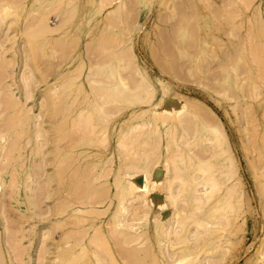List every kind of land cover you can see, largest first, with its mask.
I'll list each match as a JSON object with an SVG mask.
<instances>
[{
    "label": "rangeland",
    "instance_id": "rangeland-1",
    "mask_svg": "<svg viewBox=\"0 0 264 264\" xmlns=\"http://www.w3.org/2000/svg\"><path fill=\"white\" fill-rule=\"evenodd\" d=\"M114 1L115 0H0V17L2 18L6 15V17L3 18L4 20L1 26L0 46H2V42L3 45L5 43L7 44L0 48L3 50L7 49V51H5V56L8 55L6 57L4 56V59L7 62L9 60V65L12 64L10 68L12 66V69L16 71L14 72L11 69L6 73L4 70L8 75L7 79L10 80V83L6 82L9 80H5V83L9 84L8 90L11 91L10 87L18 88L16 84H13L18 74L17 80L22 78V76L28 78L29 76H27V74H30L31 69H34V72H31L32 75L34 76L36 73L39 75V81L37 84H34L35 86L37 85L35 89L37 91H35L36 94L34 99L32 97L30 100H27L28 103H26V100L24 101V104H27L26 107H32V113H34L32 115H37V113L42 114L41 111H44L43 114H45L48 110L53 113L51 105L54 107L56 102H54V99L51 100L49 95L45 97V95L42 94L41 96V93H45V88L51 90L50 87H54L55 85L59 86L58 90L63 88L61 91H57L58 93H55L56 95L54 94L55 101L60 97L58 103H61H56V107H60V111L56 110L59 109V107H55L56 111L63 113L62 111L65 112L70 109L69 104L72 103L71 109H73L74 115H72L71 112V117L67 116L70 120L81 114L83 108H87V110L84 111L86 116L87 112L90 113L93 111V113L91 112L92 114H89L92 115L90 116L91 118L88 115L90 118L89 120H92L89 124L92 133L83 130L85 129L82 128L85 121L84 118L82 119L84 120L82 122L83 124H79L81 120H79L77 124H73L77 128L75 126V128L70 127L73 122L69 119L67 120L65 116H62L64 113L61 115L58 112V116H55V114L53 116L48 112L47 114H49V117L45 114V120H43V122L46 121L45 123L47 125L42 123V126H44L43 129L48 128L47 130L51 131L50 133L46 130L45 133H49L48 135L54 139L57 137V139H59L60 134L58 131L60 132V130L63 129L62 127L65 125L64 122H66V120L69 121L68 125L66 124L64 128L68 129L69 126L71 131L74 132H71V134L65 136V138L64 135H62L63 139L61 138V143L59 142L60 145L63 146L70 141L74 144V150L78 152V154L80 152L79 160L76 157L78 160L76 162L78 164L81 163L84 158L85 160L83 162H96L97 165L100 162V165L104 163L102 164L104 166H101L102 168L106 167V169L103 170L104 173L106 172V176L105 174V177L103 174H99V178L100 176L102 177V179H99L101 182L98 179H93L91 183H85L84 178L81 179V182L85 184L80 183L82 184L80 186H86V188L87 184H92L94 181L95 184L99 182L97 185L93 183L92 186H95V188H99L98 186H100L101 183V186H103V182H106V185L103 187L100 186V193L96 194L97 192H95L97 196L101 194V196H98V199L96 198L97 196L95 197L97 200L92 197L94 193L88 196L89 200L91 198L94 203L96 202V205L87 202L86 200L88 198H86L84 203L85 205L89 204V207L85 205L82 206L86 209L93 208L95 211L101 209L100 211L102 214L96 213L97 216L96 214L88 213L92 216L90 217L86 213H80L81 216H89H85V218H87V223L84 221L82 222V224L84 223L83 225L80 223L81 226H83L82 228L86 231L88 230V234L91 237L94 231L97 230L96 227H99L100 224L105 230H110V227L107 225L111 226V221H113V219H115L114 221H123L130 218V221L127 220L126 222L132 223L131 221L137 217L132 224L136 223L138 230L139 225H144L143 228L139 230L144 233L140 236L141 239H139L138 243L133 242L127 245L124 244V247H122L121 244L122 248H120V251L122 255L119 253V246L117 245L120 237H118V239L115 234L111 233L112 236L114 235L116 236L115 238L118 239L116 242L110 232H107L109 233L107 234L108 237L106 234L104 235L105 238L103 236L104 239L107 238V243L111 244L114 250L116 249L117 252L115 255L120 254L118 260L119 264H128V258H131L128 254L131 256V248L138 246L137 244H139L137 249L139 252L138 255L141 253L143 257L140 255L138 257V255H136L139 261L136 260L137 257H135L136 262L134 264H138L137 262L143 264L141 261H144V259L146 261L145 264H264V255H261L264 249V77L262 76L264 74V68L259 67L260 63L257 62V64H255L252 61L253 57H251L252 54L250 53L251 51H249L250 46H253V44L256 46L257 44L260 45V43H263L264 45V34H262L264 33V0H125L126 4L123 0L126 7L123 4L124 7H118L115 3L116 1ZM248 1L249 3H247ZM224 7L226 9H224ZM118 8H121V11L118 10ZM222 9L223 11H221ZM113 10H117L118 12ZM111 11L115 13L114 15L112 14L113 16L109 13ZM60 13L64 14L62 15L64 16V22H62L63 24L61 25L63 29L59 28L60 31L56 29L54 32L49 33L45 31L40 32V29L35 27L37 24V26L40 25L39 20L41 21L40 17H44L43 15H45V17L49 15L50 18H48V16L46 17L47 22L48 19H51V21L55 23L58 19L56 15L59 14L60 16ZM105 15L106 17L111 16L107 18L108 21L107 19L105 21ZM65 17L68 19L66 20ZM60 19L63 20L62 18ZM51 21L49 20V23L52 24ZM58 22H60V20ZM10 36L12 38H10ZM168 39L171 41L169 42ZM103 40L104 43L102 42ZM165 40H167V42ZM169 48L170 50L168 51ZM117 56H120V58ZM223 56L229 57L226 59L225 57L223 58ZM175 58H178L177 61ZM117 59L119 60L117 61ZM229 59L231 61H229ZM22 60L24 61L23 65ZM26 62L27 65L25 64ZM175 63L177 65H175ZM24 65L31 68L27 69L28 71L26 74L25 69L27 67L25 68ZM19 67L22 68V71ZM10 68L8 66V69ZM35 71L37 72L35 73ZM10 72L14 73L10 75ZM20 72H24V75L21 73V76ZM91 73H95V75L91 76ZM14 74L16 76L15 80L12 78ZM117 75L121 76L122 82L115 78ZM10 76L11 78H9ZM33 76H31V80L29 81H32V78L34 79L36 75ZM68 77L71 78L66 82ZM90 77L96 83L91 82L92 80ZM94 77L95 79H93ZM48 79L49 81L47 82ZM19 81L17 82L21 84L22 80ZM33 81L36 82V80ZM102 81H104L105 84L102 83ZM52 83L54 86H52ZM34 85L31 88L32 90L35 88ZM63 86H65V88ZM13 88V94L10 92L11 95H14V92H16V96L20 97V89L14 90ZM48 90H46V93H48ZM50 93H52V91ZM96 93L99 97H97ZM65 94H67L66 96L69 94L71 100L69 97H64ZM104 94L111 97L110 104L100 102ZM51 95L52 94H50V96ZM3 96H5V94ZM3 96L1 98H3ZM86 97L89 100L86 99ZM181 97L182 99H180ZM64 99H68V105L65 103L67 100ZM149 99L150 101L152 100L153 105L150 103ZM189 99L190 102L193 100V102H197V104L199 101L201 103L199 105H202L204 110L201 108V113L198 112L199 110L189 111L190 113L185 112V114L183 112V115L182 111L184 106L190 103L187 102ZM84 100L85 102L88 100L86 104L83 103ZM41 101H46L42 103L46 108L40 111V109H43L41 107L43 106L41 105ZM50 101H53L54 104L48 105ZM140 101H142L143 104ZM135 102L137 104H135ZM145 102L149 104H145ZM102 104L103 106L106 105V107H101ZM81 105L84 107L80 108L82 107ZM137 105L139 107H137ZM141 107H150L151 111L141 114L136 120L130 122V118L133 117L131 115H133L135 109ZM30 108L28 109L31 110ZM61 109L63 110L61 111ZM169 109L171 110L168 111ZM185 110L187 109H184V111ZM179 111L181 112L179 113ZM170 113L171 115L167 116V114ZM50 114L52 116H50ZM82 114L81 118L84 116V113ZM180 116L182 117L180 118ZM48 118L52 120L51 122H53V120H57L56 122L60 124L62 122L63 125L60 126L61 129L53 132L52 130H54L57 125L59 128V124L51 125V122H49L50 119ZM178 118L180 119L179 121ZM181 119L185 121L181 122ZM207 119H209L208 121L210 124H214L215 126H213L218 131L219 129L222 130L223 133L217 131L218 134L215 136L217 132H211L212 130L210 131L208 129L207 123L205 122ZM202 121L206 123H204V126H202ZM214 122H216L218 126L220 125V128L217 127ZM192 125H194V127ZM60 133L63 132L61 131ZM188 137L191 138L189 139ZM12 141H14V139ZM77 143L79 145H77ZM29 146L30 145H28V148ZM54 146L56 145L54 142H51V140L48 142L47 146L44 145L43 150L47 151V159L48 157L50 158V156L52 158L53 150L51 149H53ZM85 152L87 153L86 156ZM179 156L181 158H178ZM201 159L205 161L203 162ZM0 160L2 162L3 156ZM166 160L168 162H166ZM169 160H172V163ZM200 160L202 163H199ZM47 161L48 165L46 164V169L43 167L44 171L42 170L40 173L42 174L45 172L46 174L47 171L49 174L51 173V175H54L52 169L55 168V166L53 167V162L51 163L50 160ZM230 163H232V165ZM200 164H205L203 167L206 169H201ZM100 165L96 167V170H98H95L97 173H95L96 176L99 172H102V170H100ZM168 168H170V170ZM53 170L56 171V169ZM203 170L206 174H204ZM45 174H42L43 177ZM129 174L133 175L130 176ZM121 175L124 178L130 176L127 179L135 178L134 181L138 184H146L147 182L148 188L146 194L149 193L147 196H149L148 198L151 199V202L139 203V198L137 200H132L133 197H130V195H123L121 198L118 195L119 188L117 187L119 186L121 188L122 183L116 184L117 181L115 180L117 176L119 177ZM78 176L79 175L75 176V178H78ZM196 177H198L197 179L203 178H201L202 180L199 179L200 183L196 186L199 189L204 185L202 181L204 182L206 177H211L213 179V181H208L206 183L207 185H211L212 183L216 184V187L214 186L212 188V200L210 199V202L206 203L203 208L198 204L191 205L189 201L185 200V194L188 192V185H190L192 180L196 179ZM52 178L54 179L55 177ZM55 181L56 180H52L54 184L51 182L52 187L49 186L52 188L51 190L58 185L56 183L57 181ZM76 181L78 182L77 179ZM235 182L239 185H236L237 188L235 187ZM170 184L173 188H171L172 186ZM232 184H234V186ZM231 185L236 188V191L232 190L233 187L232 189L229 188ZM45 187L43 194L45 193L46 195V191L48 193L50 189H48V185ZM82 187L80 189L81 191L77 192L80 195L82 194L80 197L85 195L82 191L86 192V188L83 187V189ZM91 187L89 190H92ZM88 188L86 190H88ZM182 188H184V190ZM180 192L181 194H179ZM77 193L75 192V194ZM143 193H145V191ZM115 194L118 195V197ZM77 195L74 196L76 200L78 199V197L75 198ZM50 196H47V200H45V196H42L45 201L42 200L41 195L39 197L41 199H39L40 204L38 205L41 210L38 211H43L44 213H42V216L38 214L34 216H38L40 220L36 219L37 217L33 218V216L26 219L25 213L19 214L22 210L18 211L15 209L18 208L17 205L14 204L12 206L11 204L9 207L7 203H5L3 207L6 208L8 206L9 209L12 208L8 213V215H10V213L12 214V217L9 216L10 218L8 219L11 228L13 224H21L23 221L21 226L23 227L22 229L26 228V230L24 229L26 232L23 231L25 233H30L32 228L36 226L41 228L43 225H49L51 227L55 224L53 222H55V218L58 217L51 216L53 215L52 211L51 213L48 211L54 210L56 203H58V198L61 199V195L57 197L56 194L52 197ZM121 200L124 203L120 202ZM129 200L132 202L130 203ZM213 201L216 202V206L213 207L215 210H210L208 214L204 213L206 207ZM110 202L113 203L111 206H109ZM77 204L79 203H76L73 207L82 205ZM123 204H125L124 207H126V210L123 208ZM105 208L108 209L106 210ZM30 209L31 208L28 207V210ZM177 210L182 213L180 214L178 212L182 215L181 217H179V215L175 217L177 214L174 215V213H176ZM133 213H135V217L131 216ZM22 214H24V216ZM43 214L45 215L43 216ZM190 214L191 216H189ZM95 215L97 217H95ZM192 216L193 218H191ZM43 217H48L49 219H44ZM185 217L187 219L190 217L194 221L196 218L201 217L202 220L205 221L206 230L205 226H202L204 222L197 225V222L189 220L188 230L186 231L187 235H185V237H178L180 239V241H178V238L174 235L168 234V229L175 228L178 223H176V221L179 218V224L183 223L181 218H183L184 222L187 221ZM137 219L139 220L137 221ZM102 220H104L103 223ZM107 220L109 221L107 222ZM158 220L161 221V224L156 228V221ZM109 222L110 224H108ZM171 222L176 223V225L171 224ZM206 222L209 224H206ZM194 223H196V225H194ZM123 225L120 226L121 229H124ZM182 225H179L180 228L184 226ZM17 226H14L13 230H15ZM53 228L56 229L55 226ZM58 231V236L56 233L53 234L52 237L54 239L50 236L46 238L47 242L51 244L50 247H53L50 248L52 251H49L51 254L49 253L48 255L47 252L46 255L41 256L42 260H44L45 256L47 257V260H44V264H51V261L52 264H54V260L59 258L56 255L57 253L53 251L55 244H52L60 238L59 235L62 230L59 229ZM204 231L205 233H203ZM180 232L181 234L184 233L183 230ZM198 232L201 234L196 238L195 235ZM0 233H3L5 236L4 222L0 225ZM192 233H194L193 236ZM89 235L87 237H89ZM37 236V239H34V241H29V239L31 240L29 236V239L27 237L23 238L22 243L24 245L21 244L22 247L32 246L30 255L33 257L31 259L29 255H27L28 251H26V254L24 253L25 256L23 255L25 264H28L29 260L32 261H30L29 264H38L41 260L39 258L40 255H42L41 251L40 255L38 254L42 244L40 240H38L39 236ZM120 236L123 237L122 235ZM190 236H192L193 239ZM122 239H124V237ZM104 243L106 244V241ZM172 244L173 246H171ZM94 246L93 249L99 252L97 254V256H99H95L92 251V253H88L87 257H82V262L80 261L79 264H106L107 261H111H109V255H106L107 252L102 249L104 246L106 248V245L102 246L101 250L100 248L95 249L97 246ZM90 248H92V246H90ZM258 248L261 250L258 251ZM128 250L130 253H128ZM147 252L150 253L148 254ZM187 252L191 254L185 256ZM256 252H259V254ZM102 253H105L104 256ZM146 253L150 255V257H147ZM144 254H146L147 259ZM34 257L38 258L36 259L37 262L34 261ZM141 257L143 258L142 260L140 259ZM42 260L41 262H43ZM59 260L62 261V259ZM77 260L78 258L75 261L72 259L70 264H78ZM13 262V264H18L16 263L18 260H14ZM41 262L39 264H43ZM108 262L107 264H109Z\"/></svg>",
    "mask_w": 264,
    "mask_h": 264
},
{
    "label": "bare ground",
    "instance_id": "bare-ground-1",
    "mask_svg": "<svg viewBox=\"0 0 264 264\" xmlns=\"http://www.w3.org/2000/svg\"><path fill=\"white\" fill-rule=\"evenodd\" d=\"M13 1V0H12ZM116 1V2H115ZM114 2L117 4V6L118 7H124L125 5H124V3H123V0H115ZM121 1V2H120ZM124 2H125V0H124ZM202 2V1H201ZM10 3V2H9ZM38 3H39V1H38ZM112 3H113V1H112ZM178 3H180V2H178ZM247 3H249V1L247 2ZM124 6H123V5ZM125 4H126V2H125ZM177 4V3H176ZM235 4V3H234ZM110 5V4H109ZM174 5V4H173ZM193 5V4H192ZM223 5V4H222ZM180 6H181V4H180ZM1 7V6H0ZM5 7V6H4ZM126 7V6H125ZM223 7V6H222ZM60 8V7H59ZM121 8H118V10H120ZM178 9V8H177ZM181 9H183V8H181ZM224 9H226L225 7H224ZM228 9V8H227ZM179 10H180V8H179ZM231 10V9H230ZM4 11V10H3ZM2 11V12H3ZM102 11V10H101ZM113 11H117V10H113ZM113 11H111V12H109V13H111L110 15L111 16H113L115 13L113 12ZM121 11V10H120ZM119 11V12H120ZM187 11V10H186ZM221 11H223V9L221 10ZM51 12V11H50ZM118 12V11H117ZM1 13V12H0ZM4 13V12H3ZM53 13V12H52ZM183 13V12H182ZM181 13V14H182ZM45 14H47V13H45ZM113 14V15H112ZM231 14H233V13H231ZM4 15V14H3ZM62 15H64L63 13L61 14L60 13V16H59V14L58 15H56V17H58V19H57V21L55 22V23H53V21H51V19H48V22L46 21L47 19H46V17L48 16V18H50L49 17V15H47L46 17H45V15H43L44 17H40V19H41V21L39 20V22H40V25L39 26H35V27H37L38 29H40V32H42V31H45V32H54L56 29L58 30V31H60L59 30V28H62V22H64V16H62ZM66 15V14H65ZM68 15V14H67ZM109 15V14H108ZM196 15V14H195ZM228 15H229V13H228ZM2 16V15H1ZM42 16V15H41ZM69 16V15H68ZM111 16H109V17H111ZM232 16H234V15H232ZM6 17V15H4V17H0V35H1V32H2V23H3V18H5ZM11 17H12V15H11ZM52 17V16H51ZM109 17H106V15H105V21H106V19L107 18H109ZM186 17V16H185ZM196 17V16H195ZM17 18V17H16ZM60 18H62L63 20H61ZM66 18V17H65ZM229 18V17H228ZM232 18V17H231ZM68 18H66V20H67ZM186 19V18H185ZM197 19V18H196ZM49 20L52 22V24L51 23H49ZM60 20V22H58ZM37 21V20H36ZM107 21H108V19H107ZM67 22V21H66ZM6 23V22H5ZM4 23V24H5ZM14 23V22H13ZM12 23V24H13ZM7 24V23H6ZM11 24V25H12ZM34 24V23H33ZM68 24V23H67ZM259 24V23H258ZM9 25V24H8ZM7 25V26H8ZM35 25V24H34ZM6 26V25H5ZM65 26V25H64ZM10 27V26H9ZM39 27H41V28H39ZM66 27V26H65ZM10 28H12V27H10ZM9 28V29H10ZM63 29V28H62ZM61 29V30H62ZM177 29V28H176ZM191 30V29H190ZM4 31V30H3ZM9 31V30H8ZM36 31H39V30H36ZM171 31V30H170ZM196 31V30H195ZM39 32V33H40ZM163 32V31H162ZM172 32V31H171ZM174 32V31H173ZM6 33V32H5ZM44 33V32H43ZM56 33V32H55ZM59 33V32H58ZM7 34H8V32H7ZM42 34V33H41ZM168 34V33H167ZM262 34H264V33H262ZM3 35V34H2ZM6 35V34H5ZM18 35V34H17ZM30 35V34H29ZM33 35V34H32ZM163 35V34H162ZM175 35V34H174ZM36 36H38V35H36ZM166 36V35H165ZM172 36V35H171ZM176 36V35H175ZM178 36V35H177ZM258 36H260V35H258ZM3 37V36H2ZM168 37H169V35H168ZM9 38V37H8ZM10 38H12L11 36H10ZM53 38V37H52ZM61 38V37H60ZM171 38V37H170ZM193 38V37H192ZM195 38V37H194ZM260 38V37H259ZM263 38H264V35H263ZM262 38V39H263ZM4 39V38H3ZM6 39H7V37H6ZM173 39V38H172ZM5 40V39H4ZM58 40V39H57ZM169 40V42L171 41L170 39H168ZM255 40H257V39H255ZM254 40V41H255ZM166 42H167V40H165ZM260 41V40H259ZM1 42V41H0ZM28 42V41H27ZM57 42V41H56ZM58 42H59V40H58ZM60 42H62V41H60ZM103 43H104V40L102 41ZM105 42H106V40H105ZM261 42V41H260ZM264 42V41H263ZM103 43H101V44H103ZM158 43V42H157ZM165 43V42H164ZM252 43H254V42H252ZM251 43V44H252ZM257 43H258V41H257ZM6 44V43H5ZM4 44V45H5ZM60 44V43H59ZM61 44H63V43H61ZM169 44V43H168ZM171 44V43H170ZM176 44V43H175ZM198 44V43H197ZM196 44V45H197ZM250 44V45H251ZM1 45L2 46H4L3 45V42L1 43ZM7 45V44H6ZM30 45V44H29ZM189 45H190V43H189ZM258 45V44H257ZM255 46L254 44H253V46H250V49H249V51H251L250 53L252 54V56L251 57H253V62L255 63V64H257V62L258 63H260L259 65V67H263L264 68V45H263V43L261 44L260 43V45H258V46ZM2 46H0V47H2ZM58 46V45H57ZM115 46V45H114ZM122 46V45H121ZM166 46V45H165ZM192 46V45H191ZM194 46V45H193ZM198 46V45H197ZM244 46V45H243ZM242 46V47H243ZM120 47V46H119ZM114 48V47H113ZM164 48H166V47H164ZM2 48H0V50H1ZM110 49H112V48H110ZM9 50V49H8ZM10 50H11V47H10ZM170 50V48L168 49V51ZM5 51H7V49L5 50H1L0 51V158L3 156V160H2V162H1V160H0V222H1V224L0 225H2V223L4 222V229H5V236L3 235V233L1 234L0 233V264H13L14 262V260L15 261H17L18 260V262H16V263H18V264H25V261L23 260V257L25 256V254H26V251H28L27 252V255H29V257L32 259L33 257H31V253H30V251H31V247L29 246V247H27V246H23L22 247V245H24L22 242H23V238L24 237H27L28 238V236L31 238V240L29 239V241H34V239H37L36 238V236L38 237V240H40V243L42 244L40 247H41V250H39V254L38 255H40V251H41V253H42V255H40V259L42 260V257L41 256H44V255H46L47 254V252H48V255H49V251H52V249H50L51 247H53V246H51L50 247V243H48L47 242V240H46V238L48 237V236H50V237H52L53 236V234H57L59 231V229L60 230H62L61 232H60V235H59V240H57L56 242L54 241L52 244L54 245V248H53V251L54 252H56L57 254V257H59L58 259L56 258V260L58 261L59 259H62V261H58V263H57V261L56 260H54V258H53V260H54V264H70L71 263V260L73 259L74 261L78 258V260H77V263L79 264L80 263V261L83 259L82 257H87V255H88V253H92V251H93V253H94V255L95 256H97V254L99 253V252H97V250H94L93 249V246L95 245V246H97V247H95V249L96 248H100V250H101V247L102 246H104V245H106L107 247L105 248V246H104V248H102V249H104V251H106L107 252V256L109 255V257H110V259H109V261L110 262H108L109 264L110 263H114V264H119V262H118V260H119V257H120V254L122 255V253H121V251H120V248H122V247H124L123 245L124 244H131V243H133V242H137L138 243V241H139V239H141L140 238V236L144 233H142V231H139L140 230V228H143V226L144 225H139V230H138V227H136L137 225H136V223H134V224H132L133 222H135V219L137 218V217H135L134 216V214L135 213H133V215H131L132 217H135L131 222L132 223H128V222H126L127 220L128 221H130L129 219L130 218H127V220H123V221H114L115 219H113V221H111V226L110 225H107V224H105V225H107V226H109L110 227V230L109 229H107V230H105L104 228H103V226H101V224L99 225V227H96V229L97 230H95L94 231V234L90 237V235L88 234L89 232H88V230L86 231L84 228H82L83 226H81V224H82V222L84 221V222H86L87 223V221H86V219L87 218H85V216L86 215H83V216H81L80 215V213L82 214V213H86V214H96V213H101V209L99 210V209H97L96 211H98V212H96L93 208L92 209H86L85 207H82L83 205H85V203H84V201L86 200V198H88L86 201L87 202H90L91 204L93 203V204H95L94 203V201L90 198V200H89V197L88 196H90V194L92 195V193H94L93 194V198L94 199H98V196L100 195L101 196V194H99L98 196L97 195H95V192H97L96 194H98V193H100L99 191H100V186L102 185V183L100 184V186H98L99 188H95V186H92L93 185V183L95 182H93L92 184H87V188H88V190L90 189V187L92 188V190H86L87 188H86V186H83L84 188H86L85 189V191L86 192H83L82 191V193L83 194H85V195H83V197H80V196H82V194L80 195L79 193H77L78 191L80 192L81 190V187L82 186H80V185H82V184H85L86 182H88V183H91V180H93V179H102V177L100 176V178H99V174L101 173V174H103V176H104V174L106 173H104L103 172V170L104 169H106V167L105 168H102L101 166H104V165H102V164H104V163H102L101 165L98 163V165H100V170H102V172H99L98 173V175L96 176L95 175V170H96V167L98 166L97 164H96V162H90V163H87V162H83L85 159L83 158L82 159V162L81 163H77L76 161H78L79 160V155H80V152H79V154H78V152H76L74 149H75V146H74V144L70 141V142H68V144H65V145H63V146H61L60 145V141L63 139L62 137V135H64V138H65V136H69L70 134H71V128L70 127H74L75 125H73L74 123H76L77 124V122H79V120H81V122H79V124L81 123V124H83L82 122L84 121V120H82L83 118L85 119V121H84V124H83V126H82V128H85V129H83L84 131H88V133H92V131H91V127H90V123L92 122V120H89L91 117L90 116H92V115H89L91 112L93 113V111H89L90 113H88L87 112V116L85 115V110H87V108L86 109H84L83 107L85 106V104H86V102L89 100L87 97H86V99H88L86 102H85V100H84V102L83 103H85L84 104V106H82V107H80V108H83V111L81 110V112L82 113H84V116L81 118V116L83 115L82 113L81 114H79V112H78V110H77V112H78V116H75L74 117V119H72V120H70L69 118H67V116H70L71 114V112H72V115H74L73 114V109H71V106H72V103L71 104H69L70 105V109H68V110H66L65 112L64 111H62L63 109H61V111L64 113H60L59 111H60V107H59V109H56V108H58V107H56L57 106V104H61V103H58V101H60V100H58L57 99V97H56V101H55V97H54V94L55 93H58L59 91H61V89H63V88H61V89H59L58 90V88H59V86L58 85H53V83H52V86H54V87H50L51 88V90L49 89V88H45L46 90H48V93H46L47 91L46 90H44L45 91V93H41V96H42V94H44L45 95V97H46V95L48 96L49 95V97H50V99L52 100V99H54V102H56L55 104L53 103V101H50V102H48V105L49 104H54V107H52V105H51V108H53V113H51L50 112V110H48L47 111V113L48 112H50L53 116H54V114H55V116H58L59 115V113L62 115V116H65L66 118H67V120L69 119L70 121H72L73 123H72V126H68V129L66 128H64V126L66 127V124L68 125V122L69 121H67L66 120V122H64L65 123V125H63L62 124V122H61V124L58 122H56V121H54L53 120V122H51L52 120L50 119V118H48V119H50L49 120V122H51V125H57V124H59V128H58V125L56 126V128L54 127V126H51V127H53V128H55L54 130H52L53 132H56L57 130H59V129H61V127L60 126H62L63 125V129H61L60 130V132L62 131L63 133H60L59 131H58V133L60 134L59 135V139H54L53 137H51V136H49L48 134H47V132L45 133V131L48 129V128H44L43 129V127L44 126H42L43 124L42 123H45V122H43V120H45L44 119V117L46 116V115H48V117H49V114H47V113H45V114H43L44 113V111H41V110H44L46 107H44L45 105L44 104H42L43 102H46V101H41V105H43V106H41V105H39V106H41L43 109H40V111L42 112V114H38L37 113V115L35 114V115H32V114H34V113H32L33 112V109H31L30 108V106H28V107H26V103H28L27 102V100H30L32 97H33V99H34V96H35V91H37V90H35L36 89V86L34 85L35 83L37 84V82L39 81L38 79H39V75H37V71H35V73L36 74H34V76L36 77V79H35V77L32 75V73L31 72H34V69H31V68H29V66L27 67V66H25V74L27 73V69L29 68V69H31L29 72H30V74H31V76H33L34 77V79L32 78V81H29V80H31V76H30V74L28 73L27 74V76H29L28 78H30V79H28L27 77H23L22 76V74L24 73V72H20V74H21V76H22V78H20L19 80H22V82H21V84L19 83L20 81L19 80H17L18 79V76H19V74H18V76H17V78H16V76H15V74L14 75H12V78L15 80V78H16V81H14V83L13 84H16V85H13V86H16V87H18V88H13V87H10L11 88V91L10 90H8V87H9V84L8 83H10V80L9 79H7L8 78V75L6 74L7 73V71L9 72V70H11L12 69V66H11V68H10V65H12V64H10L9 65V60H8V62L4 59V56H5ZM26 51V50H25ZM242 51V50H241ZM93 52H94V50H93ZM154 52V51H153ZM155 53V52H154ZM159 53V52H158ZM184 53V52H183ZM241 53V52H240ZM113 54V53H112ZM233 54V53H232ZM8 55V54H7ZM6 55V56H7ZM40 55V54H39ZM231 55V54H230ZM5 56V57H6ZM185 56H186V54H185ZM249 56V55H248ZM25 57V56H24ZM118 57V56H117ZM157 57V56H156ZM174 57V56H173ZM228 58L227 56H223V58ZM231 57V56H230ZM67 58V57H66ZM108 58V57H107ZM106 58V59H107ZM110 58V57H109ZM118 58H120V56L118 57ZM176 59V58H175ZM178 59V58H177ZM177 59H176V61H177ZM252 59V58H251ZM16 60V59H15ZM119 59H117V61H118ZM255 60V61H254ZM7 63H6V62ZM228 61V60H227ZM229 61H231L230 59H229ZM221 62H222V60H221ZM15 63H17V62H15ZM23 63H24V61L22 60V65H23ZM26 65H27V62L25 63ZM21 65V66H22ZM28 65H29V63H28ZM56 65H57V63H56ZM175 65H177L176 63H175ZM5 66V67H4ZM8 66H9V68L10 69H8ZM20 66V67H21ZM31 66V65H30ZM179 66H180V64H179ZM222 66V65H221ZM19 67V68H20ZM60 67V66H59ZM1 68H2V70H1ZM4 68V69H3ZM50 68V67H49ZM245 68V67H244ZM263 68H261V69H263ZM6 69H8V70H6ZM21 69V71H22V68H20ZM82 69H83V67H82ZM4 70L6 71V73L4 72ZM13 70V69H12ZM24 70V69H23ZM181 70V69H180ZM236 70V69H235ZM243 70V69H242ZM14 71V70H13ZM39 71H40V69H39ZM48 71V70H47ZM264 71V70H263ZM14 72H16V71H14ZM14 72H10L9 74L11 75L12 73H14ZM41 72V71H40ZM42 73V72H41ZM96 73V72H95ZM95 73L94 74H92L91 73V76H93V75H95ZM63 74V73H62ZM88 74H90V73H88ZM113 74V73H112ZM7 75V76H6ZM24 75V74H23ZM44 75V74H43ZM96 75H97V73H96ZM103 75V74H102ZM15 76V77H14ZM263 77H264V74L262 75ZM43 77V76H42ZM59 77V76H58ZM88 77V76H87ZM127 77V76H126ZM9 78H11V76L9 77ZM45 78V77H44ZM56 78V77H55ZM69 78H71V77H68V80L66 79V82L67 81H69ZM115 78L116 79H118V80H120L121 82H122V79H121V76H119V75H117V76H115ZM9 80V81H6V82H8V83H5V80ZM73 79V78H72ZM72 79H70V80H72ZM90 79H91V77H90ZM93 79H95V77L93 78ZM109 79V78H108ZM12 80V79H11ZM33 80H36V82H34ZM92 80V79H91ZM97 80V79H96ZM101 80H103V79H101ZM17 81H19V82H17ZM45 81V80H44ZM49 81V79L47 80V82ZM58 81H59V79H58ZM73 81V80H72ZM89 81V80H88ZM13 82V81H12ZM16 82V83H15ZM65 82V81H64ZM91 82H94V83H96L94 80H92ZM106 82V81H105ZM71 83V82H70ZM73 83V82H72ZM90 83V82H89ZM98 83V82H97ZM102 83H104V81H102ZM120 83V82H119ZM35 86V88H34V90H32L31 88H32V86L33 85ZM56 84V83H55ZM59 84V83H58ZM64 84H67V83H64ZM92 84V83H91ZM99 84V83H98ZM105 84V83H104ZM112 84V83H111ZM21 85H23V86H21ZM96 85V84H95ZM118 85V84H117ZM10 86H12V85H10ZM47 86V85H46ZM49 86V85H48ZM71 86V85H70ZM64 88H65V86H63ZM9 88V89H10ZM12 88L15 90V89H17V90H19L20 89V97L18 96H16V92H14V95H11V93H12ZM94 88V87H93ZM117 88V87H116ZM137 88V87H136ZM100 89V88H99ZM70 90V89H69ZM95 90V89H94ZM116 90V89H115ZM43 91V92H44ZM52 91V93H50ZM58 91V92H57ZM65 91H67V90H65ZM11 92V93H10ZM69 92V91H68ZM118 92V91H117ZM134 92V91H133ZM231 92V91H230ZM62 93H63V91H62ZM61 93V94H62ZM66 93V92H65ZM105 93H107V92H105ZM232 93V92H231ZM5 94V96H3V95ZM10 94V95H9ZM13 94V93H12ZM50 94H52L51 96H50ZM64 94V93H63ZM71 94V93H70ZM122 94V93H121ZM56 95V94H55ZM67 94H65L64 95V97L66 96ZM96 95H97V93H96ZM95 95V96H96ZM134 95V94H133ZM3 96V98H1ZM54 98H53V97ZM63 96V95H62ZM44 97V96H43ZM52 97V98H51ZM66 97H69V99H70V96H69V94H68V96H66ZM97 97H99V95H97ZM96 97V98H97ZM110 96H106L105 94L104 95H102V99H101V101L100 102H103V103H111V97L109 98ZM119 97V96H118ZM134 97V96H133ZM20 98V99H19ZM63 98V97H62ZM61 98V99H62ZM49 99V100H50ZM113 99V98H112ZM153 99V98H152ZM180 99H182V97L180 98ZM188 99V98H187ZM26 100V103L24 104V101ZM64 100H67V102H65V103H67V105H68V99H64ZM71 100V99H70ZM99 100V99H98ZM198 100V99H197ZM72 101H73V99H72ZM148 101V100H147ZM149 101H150V99H149ZM148 101V102H149ZM159 101H160V99H159ZM187 101V100H186ZM192 102H190V99H189V101H187V102H190V103H188V104H186L185 106H184V109H187V110H185L184 111V109H183V111H182V114H183V112H184V114H185V112H189V111H195V110H199L198 112H200V109L202 108L203 110H204V108L202 107V105L200 106L199 104H201L199 101H198V104H197V102H193V100H191ZM195 101V100H194ZM52 102V103H51ZM97 102H99V101H97ZM141 103H142V101H140ZM148 102H145V104L147 103V104H149ZM154 102V101H153ZM183 102V101H182ZM137 103H138V101H137ZM136 102H135V104H137ZM140 103V104H141ZM150 103L152 104V100L150 101ZM159 103V102H158ZM204 103V102H203ZM73 104H74V102H73ZM99 104V103H98ZM134 104V105H135ZM143 104V103H142ZM155 104V103H154ZM133 105V104H132ZM139 105V104H138ZM137 105V107H139ZM153 105V104H152ZM62 106V105H61ZM63 106H64V104H63ZM101 106V105H100ZM141 106V105H140ZM147 106H149V105H147ZM206 106V105H205ZM56 107V108H55ZM69 107V106H68ZM74 107V106H73ZM99 107V106H98ZM101 107H106V105H104L103 106V104H102V106ZM109 107V106H108ZM156 107V106H155ZM159 107V106H158ZM207 107V106H206ZM28 108H30L31 110H29ZM50 108V109H51ZM61 108H63V107H61ZM59 110V111H56V110ZM151 108L150 107H144V108H139V109H135V111L133 112V115H131L132 114V112H131V116H133L132 118H130V122L131 121H134V120H136L138 117H140L141 116V114H144V113H148L149 111H151L150 110ZM156 109V108H155ZM47 110V109H46ZM56 112H55V111ZM107 110H108V108H107ZM114 110V109H113ZM132 110V109H131ZM171 109H169L168 111H170ZM180 110V109H179ZM167 111V110H166ZM196 111V112H197ZM202 111V110H201ZM208 111V110H207ZM41 112H39V113H41ZM55 112V113H54ZM59 112V113H58ZM76 112V113H77ZM155 112V111H154ZM181 111H179V113H180ZM203 112V111H202ZM91 113V114H92ZM99 113V112H98ZM104 113V112H103ZM190 113V112H189ZM201 113V112H200ZM50 114V116H52ZM57 114V115H56ZM183 114V115H184ZM208 114V113H207ZM88 115H89V117H88ZM166 115V114H165ZM168 115H171V113L170 114H167V116ZM179 115V114H178ZM181 115V114H180ZM208 116V115H207ZM64 117V118H65ZM71 117V116H70ZM182 116H180V118H181ZM211 117V116H210ZM216 117V116H215ZM54 118V117H53ZM52 118V119H53ZM61 118H63V117H61ZM73 118V117H72ZM81 118V119H80ZM47 119V120H48ZM183 119V118H182ZM181 119V120H182ZM210 119H212V118H210ZM65 120V119H64ZM63 120V121H64ZM74 120V121H73ZM180 119L178 118V121H179ZM209 119H207L205 122L207 123V127H208V129L211 131V132H217L218 130L214 127L215 125L214 124H210V122L208 121ZM216 120V119H215ZM91 121V122H90ZM185 120H182L181 122H184ZM209 122V124H208V122ZM211 121V120H210ZM56 122V123H55ZM205 122H203L202 121V126H204L206 123ZM212 122V121H211ZM71 123V122H70ZM180 123V122H179ZM205 123V124H204ZM213 123V122H212ZM215 124H216V122H214ZM46 124V123H45ZM78 124V125H79ZM47 125V124H46ZM49 125V124H48ZM69 125H71V124H69ZM77 125V126H78ZM140 125V124H139ZM171 125V124H170ZM214 125V126H213ZM217 125V124H216ZM193 127H194V125H192ZM220 126V125H219ZM218 125H217V127H219ZM49 127V126H48ZM51 127H50V130H51ZM76 127V126H75ZM74 127V128H75ZM92 127H93V124H92ZM138 127V126H137ZM186 127H188V126H186ZM58 128V129H57ZM77 128V127H76ZM80 128V127H79ZM81 128V129H82ZM135 128V127H134ZM189 128V127H188ZM192 128V127H191ZM220 128V127H219ZM190 129V128H189ZM74 130V129H73ZM76 130H78V129H76ZM48 131V130H47ZM86 131V132H87ZM102 131V130H101ZM100 131V132H101ZM219 131H220V133H223L222 132V130H220L219 129ZM218 131V132H219ZM48 132H50L51 133V131H48ZM52 132V133H53ZM74 132V131H73ZM72 132V133H73ZM82 132V131H81ZM218 132L215 134V136H217V134H218ZM82 133H84V132H82ZM219 133V134H220ZM48 135V137H47V135ZM77 134V133H76ZM85 134V133H84ZM87 134V133H86ZM98 134V133H97ZM223 135V134H222ZM72 136V135H71ZM73 137V136H72ZM71 137V138H72ZM76 137V136H75ZM62 138V139H61ZM189 138V137H188ZM191 138V137H190ZM189 138V139H190ZM14 139V141H12ZM85 139V138H84ZM103 139V138H102ZM51 140V142H54L55 143V145L56 146H54V148L53 149H51V150H53L52 151V153H53V156H52V158H51V156H50V158L48 157V159L46 158V154H47V151L45 152L43 149V147H44V145L45 146H47V144H48V142ZM73 141V140H72ZM96 141V140H95ZM60 142V143H59ZM92 143V142H91ZM73 144V145H72ZM28 145H30L29 146V148H28ZM77 145H79L78 143H77ZM76 145V146H77ZM124 145V144H123ZM186 145V144H185ZM79 147V146H78ZM44 152H45V154H44ZM51 152V151H50ZM82 152V151H81ZM88 152V151H87ZM89 153V152H88ZM97 153H99V152H97ZM96 153V154H97ZM55 154V155H54ZM86 152H85V156H86ZM93 154V153H92ZM204 154V153H203ZM95 155V154H94ZM176 155V154H175ZM211 155V154H210ZM83 156V155H82ZM194 156V155H193ZM78 158V160H77V158ZM90 157V156H89ZM76 158V159H75ZM88 158V157H87ZM174 158V157H173ZM176 158V157H175ZM178 158H181L180 156L178 157ZM206 158V157H205ZM46 159V160H45ZM46 162H45V161ZM47 160H50V162L52 163L53 162V167L55 166V168H53V169H56V171L55 170H53L52 169V173L54 174V175H51V173L49 174L47 171H46V174H45V172L44 173H42V174H45L44 175V177H43V175L40 173V172H42V170L45 168V166H47L48 165V161ZM52 160V161H51ZM191 160V159H190ZM203 162L205 161V160H203V159H201ZM201 160H200V162L199 163H202L201 162ZM97 161V160H96ZM98 161H101V160H98ZM169 161H171V163H172V160H169ZM181 161V160H180ZM185 161V160H184ZM191 161H193V160H191ZM45 162V163H44ZM49 162V163H50ZM107 162V161H106ZM135 162V161H134ZM166 162H168L167 160H166ZM45 165H44V164ZM50 163V164H51ZM194 163V162H193ZM47 164V165H46ZM197 164V163H196ZM206 164V163H205ZM205 164H200V168L202 169H206V168H204L203 166L205 165ZM231 165H232V163H230ZM44 165V166H43ZM129 165V164H128ZM170 165V164H169ZM202 165V166H201ZM207 165V164H206ZM229 165V164H228ZM230 165V166H231ZM106 166V165H105ZM199 166V165H198ZM44 167V168H43ZM119 167H120V165H119ZM207 167V166H206ZM46 169V168H45ZM98 169V168H97ZM129 169V168H128ZM169 170H170V168H168ZM168 170V171H169ZM176 170V169H175ZM200 170V169H199ZM228 170V169H227ZM44 171V170H43ZM53 171H55V172H53ZM96 171H98V170H96ZM204 171V170H203ZM48 173V174H47ZM97 174V173H96ZM100 174V175H101ZM108 174V173H107ZM126 174V173H125ZM136 174V173H135ZM134 174V175H135ZM204 174H206L205 173V171H204ZM77 175H79L78 176V178L76 177L75 178V176H77ZM128 175V174H127ZM130 176H132L133 174H129ZM145 175V174H144ZM105 176H106V174H105ZM104 176V177H105ZM130 176H128V177H130ZM151 176V175H150ZM43 177V178H42ZM52 177H55L54 179L52 178ZM127 177V178H128ZM134 177V176H133ZM145 177V176H144ZM82 178H84V181H85V183H82L81 182V179ZM127 178H124L122 175L121 176H117V179H115L116 181H117V183L116 184H119V183H122V187L120 188L118 185V187L117 188H119V193H118V195L122 198V196L123 195H125V196H127V195H130V197L132 196L133 197V199L132 200H137L138 198V200H140L139 201V203H144V202H148V203H150L151 202V199H149L148 197L149 196H147V194H149V193H147L146 194V190H147V188H148V184H147V182H146V184L144 183V184H138L136 181H134L135 180V178L133 179V178H129V179H127ZM198 177H196V179H194V180H192V182L190 183V185H188V192L185 194L186 195V201H189V203L191 204V205H193V204H198V205H201V208H203L204 207V205H206V203H209L210 201V199L212 200V198H213V195H212V188L215 186L216 187V184H214V183H212L211 185H207L206 183L208 182V181H213V179L211 178V177H206V179L204 180V182L202 181V183H204V185H202V188L201 189H199L198 187H196L200 182H199V179H201V178H199V179H197ZM233 178V177H232ZM231 178V179H232ZM76 179L78 180V182H79V185H78V182L76 181ZM80 179V180H79ZM124 179H127V180H125V181H123ZM174 179V178H173ZM203 179V178H202ZM201 179V180H202ZM52 180L54 181V180H56L55 182L58 184L55 188H53V190H51L52 188H50L49 186H51L52 185ZM114 180V181H115ZM83 181V180H82ZM83 181V182H84ZM100 181V180H99ZM123 181V182H122ZM169 181V180H168ZM174 181H176V180H174ZM52 182V183H51ZM101 182V181H100ZM182 182V181H181ZM239 182V181H238ZM80 183H82V184H80ZM99 182H97V184H98ZM104 184H103V186L104 185H106L105 183L106 182H103ZM172 183V182H171ZM54 184V183H53ZM95 184V183H94ZM97 184H95V185H97ZM240 184V183H239ZM48 185V189H50L49 191L50 192H48L47 193V191H46V195H45V193L43 194V192H44V188H46L45 186H47ZM171 185V184H170ZM183 185V184H182ZM233 186H234V184H232ZM230 186L229 188H231L232 189V187L233 186ZM239 186L238 185V183L237 182H235V187L237 188V186ZM103 186H101V187H103ZM172 186V185H171ZM179 186V185H178ZM52 187V186H51ZM77 187V188H76ZM82 187V188H83ZM93 187H94V189H93ZM154 187V186H153ZM169 187V186H168ZM83 188V189H84ZM171 188H173V186L171 187ZM179 188H181V187H179ZM179 188H178V190H179ZM228 188V189H229ZM236 188H234L233 187V189L232 190H234V191H236ZM82 189V190H83ZM175 189V188H174ZM183 190H184V188H182ZM47 190V189H46ZM75 190H77V191H75ZM105 190H106V187H105ZM231 190V191H232ZM103 191V190H102ZM145 191V193H143ZM228 191V190H227ZM237 191H238V189H237ZM75 192L77 193V194H79V195H77V194H75ZM137 193V194H136ZM176 193V192H175ZM56 194V197L57 196H59V195H61L60 197H61V199L60 198H58V203H56V207H54V210H50V211H48V212H50L51 213V211H52V213H53V215H51V216H54V217H58V218H55L56 219V221L55 222H53V223H55V224H53L52 226L54 227L55 226V228L56 229H54L52 226L50 227L49 225H43L41 228L38 226H36L35 228H32V230L30 231V233H25L26 231V228H24V229H22L23 227L21 226V224H23L22 222H21V224L19 223H17L18 224V226H17V224H13V222H12V224H13V227L14 226H17V227H15V230H13V227L11 228V224H9V222H8V219L10 218L9 216H11L12 214L10 213V215H8V213L10 212V209H12V208H10L9 209V207L11 206V204H12V206L15 204V205H17V207L18 208H15L16 210H18V211H20V210H22V212H20L19 214L21 215V213H25V217H26V219H28V217H32L33 216V218L34 217H37L36 219H38L39 217L38 216H34V215H41L42 216V213H44L43 211L42 212H40V211H38V210H41L39 207V205L38 204H40L39 203V199H41L42 198V196L44 197L45 196V200H47V196H50V197H52L53 195H55ZM132 194V195H131ZM135 194V195H134ZM145 194H146V196H145ZM178 194V193H177ZM179 194H181V192L179 193ZM40 195H41V198H39L40 197ZM75 195H77L75 198H77L78 197V201H81V202H78L76 199H74V196ZM116 195V194H115ZM118 195H116L117 197H118ZM134 195V196H133ZM97 196V197H96ZM172 196V195H171ZM36 197H37V200H36ZM50 197H48V198H50ZM96 197V198H95ZM145 197V198H144ZM175 197V196H174ZM99 198H101V197H99ZM110 198V197H109ZM44 198H42V200H43ZM60 199V200H59ZM96 199V200H97ZM45 200H43V201H45ZM89 200V201H88ZM95 200V201H96ZM100 200V199H99ZM101 200H103V199H101ZM123 200V199H122ZM122 200L120 201V202H122ZM92 201V202H91ZM112 201V200H111ZM130 201V200H129ZM40 202H41V200H40ZM105 202V201H104ZM132 201H130V203H131ZM136 202V201H135ZM135 202H134V204H135ZM5 203H7V205L9 206H7L6 208L5 207H3V206H5ZM76 203H79V204H82L81 206H75V207H73L74 205H76ZM122 203H124V202H122ZM137 203V202H136ZM4 204V205H3ZM42 204V203H41ZM79 204H77V205H79ZM87 204V203H86ZM111 204H113V203H111L110 202V205L109 206H111ZM134 204H133V206H134ZM89 204H87V205H85L86 207L88 206ZM96 205V204H95ZM101 205V204H100ZM121 205V204H120ZM175 205V204H174ZM217 205H218V203H217ZM92 206H94V205H92ZM125 206V204H123V208H125V210H126V207H124ZM141 206V205H140ZM214 206H216V202L215 201H213V202H211L207 207H206V210H204V213H206V214H208L209 213V211L211 210V211H213V210H215V209H213V207ZM15 207V206H14ZM28 207H30L31 209V211L30 210H28ZM89 207V206H88ZM91 207V206H90ZM95 207V206H94ZM122 207V206H121ZM122 208V209H123ZM25 209H27V210H25ZM43 209V208H42ZM53 209V208H52ZM96 209V208H95ZM106 209V208H105ZM108 209V208H107ZM106 209V210H107ZM25 210V211H24ZM102 210H104V209H102ZM125 210H123V211H125ZM133 210V209H132ZM185 210V209H184ZM217 210V209H216ZM30 211V212H29ZM69 211V212H68ZM105 211V210H104ZM104 211H102V212H104ZM180 213V211H178L177 210V212L176 213H174V215H176L175 217H177L178 215H179V217H181L182 215H180V214H182V213ZM190 212V211H189ZM192 212V211H191ZM215 212V211H214ZM66 213H68V214H66ZM45 214H47V213H45ZM45 214H43V216L45 215ZM65 214V215H64ZM88 214V215H89ZM102 214V213H101ZM23 216H24V214H22ZM27 215H29V216H27ZM97 215V214H96ZM95 215V217H97ZM116 215V214H115ZM17 216H19V215H17ZM22 216V217H23ZM90 217H92L91 215H89ZM89 216H86V217H89ZM94 216V215H93ZM101 216V215H100ZM130 216V215H129ZM130 216V217H131ZM139 216V215H138ZM189 216H191V214L189 215ZM12 217V216H11ZM79 217H82V218H79ZM111 217H114V216H111ZM116 217V216H115ZM131 217V218H132ZM186 217H188V216H186ZM185 217V219H187ZM44 218V217H43ZM45 218H48V217H45ZM44 218V219H45ZM52 218V217H51ZM139 218V217H138ZM184 218V217H183ZM183 218H181V220H182V222L183 223H180L179 224V220H180V218L179 219H177V221H176V223H177V226L174 228H172V229H168V234L169 235H174L176 238H178V237H185V235H187V233H186V231L188 230V226H189V224H188V221L189 220H192V221H194L193 219H191V218H193V216L190 218L189 217V219H187V221H185L184 222V220H183ZM195 218V217H194ZM13 219V218H12ZM12 219H11V221H12ZM41 219H42V217H41ZM49 219V218H48ZM93 219V218H92ZM18 220V219H17ZM38 220H40V219H38ZM93 220H95V219H93ZM139 219H137V221H138ZM157 220V219H156ZM20 221V220H19ZM18 221V222H19ZM90 221H91V219H90ZM109 220H107V222H108ZM47 222V221H46ZM45 222V223H46ZM88 222H89V220H88ZM92 222V221H91ZM93 222H95V221H93ZM104 222V220H102V223ZM181 222V221H180ZM194 222H197V225L198 224H201V223H203L204 222V225H202V226H205V230H206V225H205V221L204 220H202V218L201 217H199V218H196L195 219V221ZM220 222V221H219ZM15 223H16V221H15ZM81 223V224H80ZM90 223V222H89ZM100 223V222H99ZM124 223H126V224H123ZM176 223H172L171 222V224H173V225H176ZM43 224V223H42ZM84 224V223H83ZM82 224V225H83ZM92 224H94V223H92ZM97 224V223H96ZM108 224H110V222L108 223ZM138 224V223H137ZM160 224H161V221H156V228H158L159 226H160ZM184 226H183V225ZM206 224H209V223H207L206 222ZM121 225H123L124 226V229H121ZM182 225L183 227H181L180 228V226ZM194 225H196V223H194ZM24 226V225H23ZM30 226V225H29ZM90 226H91V224H90ZM89 226V227H90ZM93 226V225H92ZM96 226V225H95ZM122 226V227H123ZM169 226H172V225H169ZM94 227V226H93ZM92 227V228H93ZM119 227V228H118ZM85 228H86V226H85ZM108 228V227H107ZM241 228V227H240ZM54 229V230H53ZM89 229V228H88ZM218 229V228H217ZM13 230V231H12ZM25 232H24V231ZM56 230V231H55ZM170 230V231H169ZM181 230H183L184 231V233L183 234H181ZM58 231V232H57ZM90 231V230H89ZM139 231V232H138ZM203 231V230H202ZM107 232H110V234L112 233V234H115L116 236H117V238L118 237H120V239L118 240L117 238H115L116 236H112V234H111V236L112 237H114V239L116 240V242H117V240H118V243H117V245L119 246V253L120 254H118V255H115L116 254V249L114 250V248L112 247V245L111 244H108L107 243V238L106 239H104L105 238V234H106V236H107V234H109V233H107ZM140 232H141V234H140ZM200 232V231H199ZM199 232L195 235L196 236V238H197V236L198 235H200L199 234ZM90 233H91V231H90ZM147 233V232H146ZM203 233H205V231L203 232ZM193 234L194 233H192V236H193ZM89 235V237H87ZM120 235H122L123 237H124V239H122L123 237H121ZM57 236H58V234H57ZM56 236V237H57ZM103 236H104V238H103ZM192 236H190L191 238H192ZM194 236V237H195ZM49 237V238H50ZM55 237V236H54ZM108 237V236H107ZM201 237V236H200ZM48 238V239H49ZM53 238V237H52ZM111 238V237H110ZM176 238H175V240H176ZM189 238V237H188ZM54 239V238H53ZM172 239V238H171ZM183 239V238H182ZM193 239V238H192ZM25 240V239H24ZM106 241V244L104 243L105 241ZM170 240V239H169ZM28 241V240H27ZM51 241V240H50ZM171 241V240H170ZM174 241V240H173ZM178 241H180V239L178 238ZM177 242V241H176ZM33 243V242H32ZM39 243V244H40ZM136 243V244H137ZM171 243V242H170ZM192 243V242H191ZM264 243V242H263ZM22 244V245H21ZM108 244V245H107ZM121 244H122V247H121ZM33 245V244H32ZM115 245H116V243H115ZM138 246H139V244H137ZM178 245V244H177ZM49 246V247H48ZM90 246H92V248H90ZM138 246H136V247H134V248H131L132 249V251H130L131 252V256H130V254H128V253H130L129 252V250H128V253H127V251H126V253L129 255V257H131V258H128L129 259V262H127L128 264H134L136 261H135V257H137L136 255H138ZM171 246H173V244L171 245ZM117 247V246H116ZM250 248V247H249ZM262 248V247H261ZM264 248V247H263ZM37 249V248H36ZM39 249V248H38ZM58 249V250H57ZM106 249V250H105ZM257 249V248H256ZM57 250V251H56ZM141 250V249H140ZM144 250V249H143ZM177 250V249H176ZM183 250V249H182ZM261 249H259L258 248V251H260ZM103 251V252H104ZM146 251V250H145ZM148 251V250H147ZM142 252V251H141ZM25 253V254H24ZM125 253V254H126ZM144 253V252H143ZM148 253V252H147ZM146 253V254H147ZM150 253V252H149ZM148 253V254H149ZM174 253H175V251H174ZM177 253V252H176ZM256 253H258L259 254V252H256ZM34 254V253H33ZM51 254V253H50ZM54 254V253H53ZM103 254V253H102ZM105 254V253H104ZM104 254H103V256H104ZM146 254H144V256L146 257ZM147 254V257L149 256L150 257V255H148ZM171 254V253H170ZM189 254H191V253H189V252H187V253H185V256H187V255H189ZM24 255V256H23ZM27 255H26V258H27ZM35 255V254H34ZM37 255V254H36ZM93 255V254H92ZM100 255H101V253H100ZM140 256H142L141 255V253L139 254ZM139 255H138V257H139ZM152 255V254H151ZM253 255V254H252ZM256 255V254H255ZM261 255L263 256L264 255V249H263V252L261 253ZM53 256V255H52ZM99 256V255H98ZM97 256V257H98ZM102 257V256H101ZM112 257V258H111ZM125 257V256H124ZM124 257H123V259H124ZM138 257H137V259L136 260H138ZM143 257V256H142ZM140 258L141 260L143 259V258ZM144 257V258H145ZM147 257H146V259H147ZM152 257V256H151ZM21 258V259H20ZM35 258V257H34ZM47 257L45 256V258H44V260L46 259ZM50 258V257H49ZM75 258V259H74ZM80 258V259H79ZM104 258H106V257H104ZM114 258V259H113ZM126 258V257H125ZM185 258V257H184ZM254 258V257H253ZM260 258V257H259ZM263 258H264V256H263ZM262 258V259H263ZM25 259V258H24ZM36 259H38L37 257L35 258V260L34 261H36L37 262V260ZM39 259V260H40ZM251 259V258H250ZM39 260H38V262H39ZM41 260H40V262H41ZM44 260H42L43 262H41V263H43L44 264ZM47 260V259H46ZM52 260V259H51ZM64 260V261H63ZM105 260H107V259H105ZM140 260V261H141ZM30 261L31 260H29L28 261V264L30 263ZM56 261V262H55ZM114 261V262H113ZM139 261V260H138ZM262 261V260H261ZM32 262V261H31ZM39 262V263H40ZM82 262V261H81ZM106 262V261H105ZM107 262H106V264H107ZM143 262V264H145V259H144V261L142 260L141 261V263ZM157 262V261H156ZM209 262V261H208ZM27 263V262H26ZM38 263V264H39ZM47 263V262H46ZM138 264H140L139 262H137ZM149 263V262H148ZM218 263V262H217ZM33 264H35V263H33ZM48 264V263H47ZM51 264H52V261H51ZM76 264V263H75ZM102 264V263H101ZM155 264V263H154Z\"/></svg>",
    "mask_w": 264,
    "mask_h": 264
}]
</instances>
